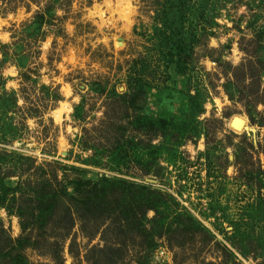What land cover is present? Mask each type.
Segmentation results:
<instances>
[{"label":"rangeland","instance_id":"1","mask_svg":"<svg viewBox=\"0 0 264 264\" xmlns=\"http://www.w3.org/2000/svg\"><path fill=\"white\" fill-rule=\"evenodd\" d=\"M0 62V264H264V0H0Z\"/></svg>","mask_w":264,"mask_h":264},{"label":"trees","instance_id":"2","mask_svg":"<svg viewBox=\"0 0 264 264\" xmlns=\"http://www.w3.org/2000/svg\"><path fill=\"white\" fill-rule=\"evenodd\" d=\"M174 1V0H173ZM184 2H187V1H189V0H183ZM53 7H47L46 9H45V11L44 12H42V13H40V14H38V15H36V17H35V20H34V24L35 25H37L38 27H40L41 25H43L44 23H45V21L47 20V22H50V20L52 19V9ZM9 48L7 47V46H3L2 47V51H1V54H2V56H3V59H2V62L3 61H5L6 59L5 58H7V50H8ZM2 62H0V63H2ZM22 78L24 79L25 78V80H30V78H29V76L26 74V73H24L23 75H22ZM42 90H43V93H44V95H47V97H49V99H50V97H55L56 99L58 98V94L57 93H53V95H52V93L51 94H49V92H50V90H51V88L50 87H42ZM4 94H3V97L5 96V98H6V96H7V100H8V103H7V109H14V110H19L20 111V107H18L17 106V99H18V94H16L15 92L14 93H11V94H9V93H7L6 91H4L3 92ZM114 93H115V95L118 97V96H124V97H126L127 95H123V94H118V92L117 91H114ZM123 97V98H124ZM5 102H6V100H4V102H3V106L5 105ZM1 103V102H0ZM77 110L79 109V107H77L76 108ZM7 112H10V110L9 111H7ZM14 112V111H13ZM3 185V189H2V191L6 188V185L5 184H2ZM4 192H6V189L4 190ZM5 194H7V193H5ZM7 196L8 195H3V201L7 198ZM3 203V202H2ZM66 206H68V203L66 204ZM54 209V207H51V209H47V210H43L42 212H39V213H41V215H39V219H37L36 221H40L42 218H44V219H46L47 218V216L49 215V213H51V210H53ZM23 228H24V230H26L27 229V227H25V226H23ZM23 240L24 239H22V238H20L19 240H18V242H23Z\"/></svg>","mask_w":264,"mask_h":264}]
</instances>
